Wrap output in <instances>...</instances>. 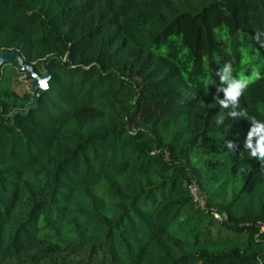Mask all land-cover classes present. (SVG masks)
<instances>
[{"label":"trees","instance_id":"trees-1","mask_svg":"<svg viewBox=\"0 0 264 264\" xmlns=\"http://www.w3.org/2000/svg\"><path fill=\"white\" fill-rule=\"evenodd\" d=\"M2 52L0 264H264V0H0Z\"/></svg>","mask_w":264,"mask_h":264},{"label":"clouds","instance_id":"clouds-1","mask_svg":"<svg viewBox=\"0 0 264 264\" xmlns=\"http://www.w3.org/2000/svg\"><path fill=\"white\" fill-rule=\"evenodd\" d=\"M232 73L233 69L231 63H225L223 68L216 73V75L219 76L220 86L217 87V94L214 98L217 100L221 109H233L228 115L235 119L237 116L242 117L245 115L243 110H236L239 108L240 97L249 87L250 83L262 77L258 71L253 73L250 77L242 75L239 78L234 77ZM220 92H223V99H219L218 97V93ZM223 121L224 115L221 114L216 123L223 124ZM250 121L252 127L247 132L244 149L248 151L251 158L264 162V121L257 120L254 117L250 118ZM226 146L231 151H234L236 148V145L232 141H227Z\"/></svg>","mask_w":264,"mask_h":264},{"label":"water","instance_id":"water-1","mask_svg":"<svg viewBox=\"0 0 264 264\" xmlns=\"http://www.w3.org/2000/svg\"><path fill=\"white\" fill-rule=\"evenodd\" d=\"M10 60H14L16 63V68L19 71H24L27 77L30 78V87L35 91V96L33 98V104L29 108L35 107L39 95L43 92V90L46 87V81L48 78L47 72H44V74L41 76L35 75L32 72L30 65L24 64L22 59L19 57V55L16 52H2L0 54V65L3 62H8Z\"/></svg>","mask_w":264,"mask_h":264},{"label":"rangeland","instance_id":"rangeland-1","mask_svg":"<svg viewBox=\"0 0 264 264\" xmlns=\"http://www.w3.org/2000/svg\"><path fill=\"white\" fill-rule=\"evenodd\" d=\"M16 79L18 80L17 82H14L13 86L16 93L22 94L30 91V78H25V76H19ZM262 227H264V224L262 225Z\"/></svg>","mask_w":264,"mask_h":264},{"label":"built area","instance_id":"built-area-1","mask_svg":"<svg viewBox=\"0 0 264 264\" xmlns=\"http://www.w3.org/2000/svg\"><path fill=\"white\" fill-rule=\"evenodd\" d=\"M189 191H190V193H191V195L193 197V200L196 201L199 206H202L203 205L202 197L201 196L200 197L195 196V192H194L195 191V188H194V186H190L189 187Z\"/></svg>","mask_w":264,"mask_h":264}]
</instances>
